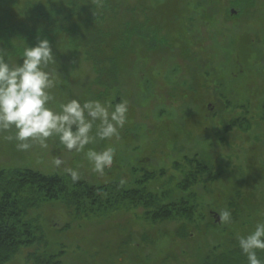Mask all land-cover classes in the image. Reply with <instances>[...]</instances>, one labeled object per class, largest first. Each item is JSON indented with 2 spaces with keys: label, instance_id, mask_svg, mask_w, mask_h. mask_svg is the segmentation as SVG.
<instances>
[{
  "label": "rangeland",
  "instance_id": "rangeland-1",
  "mask_svg": "<svg viewBox=\"0 0 264 264\" xmlns=\"http://www.w3.org/2000/svg\"><path fill=\"white\" fill-rule=\"evenodd\" d=\"M11 1L0 0V7L6 9ZM16 1L21 5L25 0ZM148 2L164 25L168 44L151 59L139 47L137 59L123 63L115 88L103 97L95 88L89 91L92 79L77 57H70L74 74H57L58 101H127L129 122L120 130V139L87 146L98 151L114 146L113 167L103 177L93 173L83 153L68 152L56 138L49 140L47 149L32 142L29 151H18L15 142L5 138L14 134L10 132L0 133V172L29 168L68 179L64 166L52 165L53 157L60 156L67 167H79L80 180L90 186L120 182L118 188L128 190L154 172L157 175L144 184L166 193L164 199L169 200L180 195L178 182L189 168L185 156L199 154L214 176L192 189L201 209H227V198L240 188L249 209L242 211L239 228L249 233L253 222L264 221V0H257L255 14L235 18L236 10L230 8L227 14L223 0ZM53 106L58 109V104ZM246 111L250 115L249 123L242 125L245 132L227 134L228 118L242 117ZM161 170L164 174L159 175ZM127 201L118 208L90 204L85 213L84 207L77 211L63 200H50L30 207L24 219L36 235H44L50 252L64 251L62 264H162L159 260L166 254L180 264H191L201 260L212 242L231 233L222 222L217 233L204 230L195 238H173L178 222L155 226L141 206ZM215 212L210 214L217 221ZM145 233L153 235L155 245L139 246ZM159 235L163 236L158 242ZM167 250L171 252L163 253Z\"/></svg>",
  "mask_w": 264,
  "mask_h": 264
},
{
  "label": "trees",
  "instance_id": "trees-1",
  "mask_svg": "<svg viewBox=\"0 0 264 264\" xmlns=\"http://www.w3.org/2000/svg\"><path fill=\"white\" fill-rule=\"evenodd\" d=\"M223 2L227 14L230 8L236 10L233 18L257 12V0ZM149 4L148 0H25L20 5L19 1L13 0L6 9L0 7V47L5 48L15 60L26 44L34 46L38 38H46L55 54V63L50 64L49 69L56 74L72 75L76 71L70 57L79 58L84 73L92 79L88 82L89 91L95 88L103 97L119 84L125 70L123 63L137 59L139 47L146 50L151 59L157 49L168 44L162 33L164 25L157 21L155 10ZM188 19L194 20L191 16ZM249 115L250 112L246 111L242 117L228 118L226 133L233 136L238 130L245 132L242 125L249 123ZM185 159L189 168L186 177L178 182L180 195L169 200L164 199L166 193L160 194L144 184L157 175L154 172L139 180L138 187L122 190L118 188L120 182L90 186L83 180L73 183L71 178L46 175L29 168L1 171L0 264H62L64 251L50 252L44 235H36L33 225L24 219L30 207L50 200H63L77 211L84 207L85 213L90 210V204L99 209L118 208L129 200L132 207L141 206L155 226L168 221L178 222L173 238H195L196 233L204 230L217 233L223 223L212 219L210 213L216 211L220 214L229 210L232 216L226 224L231 233L212 242L201 260L191 264H247L237 240L248 234L245 228H239L241 223L238 219L242 211L249 209L242 191L239 188L235 195L227 198V209L202 210L197 201L198 193L192 189L212 180L213 172L201 161L199 154L185 156ZM160 174L164 171L161 170ZM115 187L118 189L110 190ZM130 205L127 206L130 208ZM255 225L253 222V228L247 226V229L252 228L251 232ZM151 236L143 234L139 246L143 243L146 247L147 244L155 245ZM162 236H158V242ZM168 252L171 250L163 253ZM258 256L264 259V252H258ZM111 261L115 263L114 259ZM159 261L162 264H180L169 254L161 256Z\"/></svg>",
  "mask_w": 264,
  "mask_h": 264
},
{
  "label": "clouds",
  "instance_id": "clouds-1",
  "mask_svg": "<svg viewBox=\"0 0 264 264\" xmlns=\"http://www.w3.org/2000/svg\"><path fill=\"white\" fill-rule=\"evenodd\" d=\"M53 63L55 54L46 38H38L34 46L26 44L15 60L0 47V133H14L5 138L24 152L33 147L32 142L47 149L49 140L56 138L68 152L83 153L91 171L103 177L114 165L116 148L109 145L98 151L87 146L119 140L120 130L129 122V105L127 101L114 105L100 100L58 101L54 90L61 81L55 71L49 70ZM52 165L57 169L64 166L73 183L82 178L79 167H67L60 156L53 157ZM231 216L229 210L219 214L221 222H229ZM237 240L247 264H264L258 256V252H264V221Z\"/></svg>",
  "mask_w": 264,
  "mask_h": 264
},
{
  "label": "water",
  "instance_id": "water-1",
  "mask_svg": "<svg viewBox=\"0 0 264 264\" xmlns=\"http://www.w3.org/2000/svg\"><path fill=\"white\" fill-rule=\"evenodd\" d=\"M233 11H234V10H233ZM233 11H232V12H233ZM215 216H217V214H215ZM219 220H220V218H219V216H217V221H219Z\"/></svg>",
  "mask_w": 264,
  "mask_h": 264
}]
</instances>
